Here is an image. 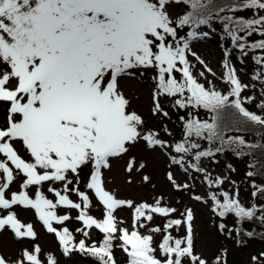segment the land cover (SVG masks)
<instances>
[{"label":"snow or ice","instance_id":"snow-or-ice-1","mask_svg":"<svg viewBox=\"0 0 264 264\" xmlns=\"http://www.w3.org/2000/svg\"><path fill=\"white\" fill-rule=\"evenodd\" d=\"M213 34L230 42L221 44L220 76L194 50ZM234 52L254 62L258 95H245L256 85L242 81ZM146 75L149 118L126 94ZM170 110L184 113L179 137L165 122ZM0 117V233L31 245L15 260L0 254V264H60L19 218L29 210L67 259L120 264L119 250L126 264H228L227 248L211 261L197 251L195 212L182 197H169L182 208L163 195L119 198L106 174L120 164L131 184L147 157H162L173 192L209 207L221 235L241 246L256 234L246 225L264 227V0H0ZM253 130L259 141L240 134ZM226 153L249 159V203L232 163L213 175ZM125 209L130 224L119 218ZM251 259L264 264V252Z\"/></svg>","mask_w":264,"mask_h":264},{"label":"rangeland","instance_id":"rangeland-1","mask_svg":"<svg viewBox=\"0 0 264 264\" xmlns=\"http://www.w3.org/2000/svg\"><path fill=\"white\" fill-rule=\"evenodd\" d=\"M245 14L251 15L250 12H245ZM219 30V25H215ZM221 44L226 46H230L229 41H221L220 36L218 34H213L209 39H204L198 42H194V50L206 61L209 67H211L216 73L217 76L222 74L223 69L221 68V61L223 59V51L221 49ZM239 53L234 52L232 61L236 64V67L241 75L242 81L245 83L253 84L251 81V76L255 69L254 62L252 59L246 58L243 64L238 62ZM247 65L250 69V72L244 67ZM197 67H200L197 65ZM150 75V74H149ZM149 75L143 77V82L137 81H128L126 94L129 97L133 98V106L144 114L146 118L150 117V108L152 105L151 102V89L154 86L152 81L149 78ZM207 75V73H206ZM209 79H212L209 76ZM258 82V81H255ZM218 86L219 81H217ZM260 88L256 86L255 89L249 88V90L245 93V95H253L259 94ZM138 97V99H137ZM254 108L253 106H250ZM171 121H165L169 124V127L174 128V131L179 137L180 129L179 123L180 121L176 118L177 112L171 111ZM174 117V118H173ZM2 119V117H0ZM175 119V120H174ZM150 124L156 125L158 122L155 118L149 120ZM141 156L146 154L141 153ZM219 164L211 165V169H214L213 175L224 174V165L223 162L228 161L226 157H220ZM148 167L144 170L143 173L132 176L133 183L129 184L126 180L129 178L128 174L124 172L122 165L116 164L114 169L110 174L107 175L108 188L116 193L119 198H128L133 199L137 203L142 201H147L148 203H153L154 198L159 195H163L165 201L169 202L172 206H176L178 208H182V204H177L176 199L169 200V197H182L184 204H190L195 212V221L194 228L196 233V249L198 252L203 253L210 261L219 254L220 250L223 248L228 249V264H252V256L259 255L261 252H264V242L262 240H251L246 242L244 245L238 246L233 239H229L226 236H223L215 230L213 222L210 220L214 219L210 208L195 203L193 201H189L188 197L182 193H174L171 185L166 179V162L165 160L157 157H147ZM239 159L233 160L231 163L235 168H238L237 173H231V178L236 180L239 183L241 188V197L245 203H249L251 197L249 195L250 191L248 190V183L244 175H242V166L240 165ZM181 180L184 177L176 171L175 173ZM142 175H149L151 178L150 183L142 182ZM237 177V179H236ZM245 187V188H244ZM244 188V189H243ZM15 190V189H13ZM196 191L198 193H203L204 189L201 187H197ZM73 199H76L73 196ZM102 208L97 205V208L93 210L92 214L100 217L102 215ZM119 218L126 221L127 224L131 223V210L125 209L119 211ZM73 216L76 215L75 212L72 213ZM19 218L24 223H33L35 229L40 234L39 243L44 250L45 253L53 252L59 258L60 264H90L91 258L81 256L79 254L75 255L71 259L64 258L62 254L58 251V244L54 238V236L47 234L41 225V223L36 219V216L33 211H24L19 214ZM157 224H162L163 220L157 218ZM233 223V222H232ZM79 225L76 223H72L69 225L71 229L78 227ZM183 234V231H181ZM101 236L100 233L94 232L92 238L99 239ZM81 237L77 235V239ZM159 239V237H157ZM30 247V243L25 241L18 242L10 231H6L4 233H0V254L5 255L6 257L15 260L21 249L24 247ZM118 252L121 255H124L123 252ZM119 257V256H118ZM126 257V256H125Z\"/></svg>","mask_w":264,"mask_h":264},{"label":"trees","instance_id":"trees-1","mask_svg":"<svg viewBox=\"0 0 264 264\" xmlns=\"http://www.w3.org/2000/svg\"><path fill=\"white\" fill-rule=\"evenodd\" d=\"M239 15H245V16H248V14H245V13H239ZM244 67L250 72V69L247 65H244ZM253 84H255L257 87L261 88V84L260 82H255L253 81ZM177 115H184L183 112H177ZM201 115L203 116V113H201ZM176 116V118L178 117ZM174 118V117H173ZM175 120V119H174ZM179 129L181 128V125L179 123ZM242 135H244L247 139H249L250 141H253V142H256V141H259L260 140V135L255 131H250V132H243V133H240ZM222 157H226L228 158V161L226 162H223V165L225 166V164L227 163H231L233 160L237 159L235 156H233L231 153H226L224 156ZM261 157V153L259 151H257L256 153V158L259 159ZM241 160L240 161V165L243 167L242 168V175H244V173L248 170V163H249V159L248 158H245V159H239ZM237 171H238V168H236ZM237 171L235 173H237ZM233 173V174H235ZM237 179V177H236ZM261 178H257L258 182ZM245 188V187H244ZM243 188V189H244ZM248 190L250 191V189L248 188ZM215 219V218H214ZM214 219H210L212 222ZM232 220L230 219L228 221V223L231 225L232 224ZM246 227L248 228V230H252L254 231L256 234L252 237V238H245L246 239V242L248 241H251V240H262L264 242V227L260 226L258 223L257 224H249V225H246ZM215 230L217 231V229L215 228ZM217 233H219L217 231ZM220 234V233H219ZM182 235V234H181ZM117 256H119V259H120V264H126V259L127 257H125V254L124 255H121L118 251H117ZM90 264H96V261L91 258V262Z\"/></svg>","mask_w":264,"mask_h":264}]
</instances>
